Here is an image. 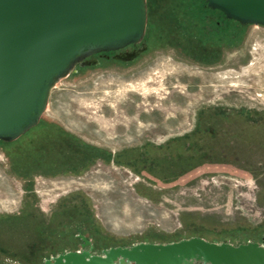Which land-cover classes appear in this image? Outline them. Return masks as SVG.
<instances>
[{
	"label": "rangeland",
	"instance_id": "1",
	"mask_svg": "<svg viewBox=\"0 0 264 264\" xmlns=\"http://www.w3.org/2000/svg\"><path fill=\"white\" fill-rule=\"evenodd\" d=\"M146 50L76 66L0 141V264L264 236V26L146 0ZM89 246L86 245L85 248Z\"/></svg>",
	"mask_w": 264,
	"mask_h": 264
},
{
	"label": "water",
	"instance_id": "2",
	"mask_svg": "<svg viewBox=\"0 0 264 264\" xmlns=\"http://www.w3.org/2000/svg\"><path fill=\"white\" fill-rule=\"evenodd\" d=\"M204 1L240 25L264 26V0ZM146 23V0H0V141L34 127L55 84L76 66L97 64L93 55L140 45L113 56L131 61L145 51ZM81 238V250L45 264H264V245L251 241L233 245L193 236L95 254Z\"/></svg>",
	"mask_w": 264,
	"mask_h": 264
},
{
	"label": "flooded vegetation",
	"instance_id": "3",
	"mask_svg": "<svg viewBox=\"0 0 264 264\" xmlns=\"http://www.w3.org/2000/svg\"><path fill=\"white\" fill-rule=\"evenodd\" d=\"M138 47H140V45H136V46H132V45H130V46H128V47H126V48H124V49H122V50H119V51H115V52H107V53L102 52V53L95 54V55H93L92 57H96V56H99V55L107 56L109 53H111L112 56H114V55H116V54L122 55V53H125L126 51L136 50ZM251 242H252V241H251ZM258 243H259V242H258ZM83 244H84V243H83ZM83 244H82V245H83ZM260 244H263V245H264V242H262V243H260ZM88 246H90V245H88ZM85 247H86V246H85ZM81 249H82V246H81ZM85 249H88V248H85ZM95 254H96V253H95ZM100 254H102V253H100Z\"/></svg>",
	"mask_w": 264,
	"mask_h": 264
},
{
	"label": "crops",
	"instance_id": "4",
	"mask_svg": "<svg viewBox=\"0 0 264 264\" xmlns=\"http://www.w3.org/2000/svg\"><path fill=\"white\" fill-rule=\"evenodd\" d=\"M172 242V241H171ZM165 243H167V242H165Z\"/></svg>",
	"mask_w": 264,
	"mask_h": 264
}]
</instances>
